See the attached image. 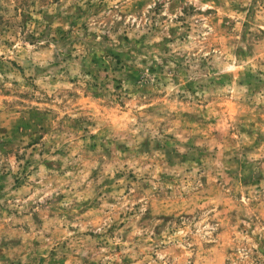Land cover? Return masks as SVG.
<instances>
[{
    "label": "rangeland",
    "instance_id": "rangeland-1",
    "mask_svg": "<svg viewBox=\"0 0 264 264\" xmlns=\"http://www.w3.org/2000/svg\"><path fill=\"white\" fill-rule=\"evenodd\" d=\"M0 264H264V0H0Z\"/></svg>",
    "mask_w": 264,
    "mask_h": 264
}]
</instances>
